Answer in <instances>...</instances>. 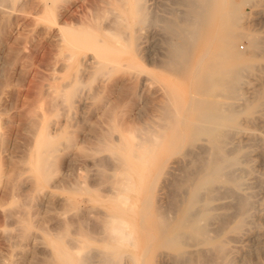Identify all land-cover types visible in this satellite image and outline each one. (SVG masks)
Here are the masks:
<instances>
[{"label": "bare ground", "instance_id": "6f19581e", "mask_svg": "<svg viewBox=\"0 0 264 264\" xmlns=\"http://www.w3.org/2000/svg\"><path fill=\"white\" fill-rule=\"evenodd\" d=\"M100 2V12L97 9L87 26L85 22L81 27L57 23L66 48L62 57L72 72L70 79L57 85L52 110L69 115L75 102L85 100L83 89L87 87L91 96L98 94L92 80L117 66L134 68L130 77L142 88L153 79L144 74L146 63L173 79L158 87L156 101L149 105L144 100L152 115L127 130L129 135L123 129L112 135L102 132L104 128L93 135L99 149L110 153L90 160L96 159L95 182L107 186L94 199L101 204L91 207L98 208L91 212L93 216L89 209V213L64 218L66 228L71 227L64 231L67 239L60 240L61 230L55 228L51 234L56 237L58 232L62 244L52 246L53 255L48 251L46 257L51 264H250L249 256L240 260L235 254L250 246L253 263L264 264V228L256 219L261 214L256 215L258 190L264 187V128L259 126L264 122V35L245 26L240 11L241 3L264 0H164L158 11L150 0ZM148 27L159 29L162 52L155 60L145 47L143 30ZM241 38L248 42L244 51L237 47ZM99 45H108V51L88 53ZM117 52L126 53L127 58L122 62ZM108 103L100 108L111 119L112 104ZM51 120L43 114L40 126L35 128L38 121L34 126L38 130L34 132L29 124L30 131L28 126L34 134L28 155L32 175L27 182L34 192H45V185L55 187L56 154L61 145L72 144L70 135L63 141L59 137L66 122L55 127ZM257 162L262 170H257ZM82 187L95 197L93 186ZM50 205L46 207L51 209ZM23 207L22 221L27 218ZM259 217L264 220V213Z\"/></svg>", "mask_w": 264, "mask_h": 264}, {"label": "rangeland", "instance_id": "374dc122", "mask_svg": "<svg viewBox=\"0 0 264 264\" xmlns=\"http://www.w3.org/2000/svg\"><path fill=\"white\" fill-rule=\"evenodd\" d=\"M17 1L6 0L4 1L5 3L0 1V264H51V260L47 258L48 255L46 257L47 252L49 251L48 253L51 254V257L55 251V248L52 246H60V244H62L60 240L64 242L67 239L65 236L66 232L64 231L69 229L70 226L66 228V225L63 224L64 221L66 222L64 218L68 220V218L73 217L72 215L74 214L81 211L89 213L90 210V214L93 216L94 213L91 212H97L98 209L94 207L101 204V202L94 199H97L99 197L98 195L102 194L107 188V186L102 184H98V187L92 169L95 170L96 168L93 163L98 159L97 157L100 158V156L103 155L108 156L110 153L107 150L99 149L95 143L96 140L94 136H96L97 132H101L103 128L102 132L107 131L109 134L113 133L114 135H118L121 131L126 130L124 133L129 135L127 130H134L135 127L141 125L143 121H146L148 117L152 115V110H148L149 108L146 109L144 102L146 101L150 105L152 101H156L159 98L158 92H156L158 87L168 83L169 80L173 78L160 67H155L145 62L146 65L143 66V68L146 69L144 70V74L146 78L148 77L149 79L152 77L154 80H146L147 82L145 81L146 84L142 88L140 83L138 84V81L132 80L130 77V73L135 71L134 68L117 66L111 70L109 74L100 75L102 78L98 77L99 79L96 78L92 80L91 85L92 87L98 88V94L91 96V94H88L90 91H88L87 87L83 89L86 98H83L84 96H82V98L85 100L81 101L82 99H80L77 103L75 102L71 109L72 112H68L69 115L65 116L66 112L61 109H59L58 112L52 110L51 106H53V101L55 97H57V85L61 81H66L67 78L70 79L72 72V70L65 65V58L62 57L66 53V48L65 45H63L65 43L62 44L63 39L58 30L57 23L61 24L68 22L74 24V26L81 27L85 22L87 26V24L93 22L94 15L98 11L97 9H99L97 13L100 12L102 3L100 0ZM160 1L164 0H150V2L153 3L151 6L160 4ZM247 3L248 2L241 3L240 5V11L243 15L241 19V21H243L242 23L245 26L253 27L264 35V2ZM257 3H259V5ZM250 4L254 5L252 6ZM155 7L158 11L159 9H157V7H159V5ZM92 11L94 12L93 14ZM63 32H66V29H63ZM143 33L145 34L146 40L145 47L147 46L150 48L152 57L155 60L162 52L159 41V29L148 27L143 30ZM247 44L246 38H241L237 42V47L240 51H244L246 50ZM108 48V45H99L94 47V50L89 49L87 51L89 54L101 55L105 54ZM125 54L117 52L116 56L121 57L120 59L123 62L124 58H127V54ZM145 67H148V69ZM141 68L139 69L142 70ZM84 79L86 80L89 78L84 77ZM147 86L149 88H147ZM114 88H117V90ZM124 88L130 90L126 91ZM118 91L119 93H117ZM51 102H53L52 105H50ZM105 102H109L108 104L110 106L112 104L111 119L106 118V115L102 114V109L100 107ZM42 110L43 112L46 110L48 113H43ZM35 112L39 114H35ZM142 113L145 114V117ZM43 114L46 119H52V122L55 121L53 122L55 127L61 124L63 125V123L66 122L64 123L66 124L65 127L63 126V128L60 129L59 137L60 140L63 141L65 136L70 135L69 138L72 144H65L63 147H61V145L60 150L56 154L58 157H56L57 159L55 160L56 168L52 176V179L55 181V187L50 188L51 186H47L46 188L45 185L44 189L47 190L39 193L29 189L30 185H28V183L30 182H27V180H30L29 177L32 175V169L28 166V155L33 142L32 134L38 130L36 129L34 131L35 128L40 126ZM139 116L140 119L138 118ZM32 117L37 119L39 123L37 124V121L33 120L34 118ZM4 119L7 121H3ZM29 124H33L31 127H33L34 132L32 131V133L28 132L30 127ZM259 126L263 129L264 122H261ZM50 129L54 130L53 126ZM93 130L95 131L93 132ZM29 136L32 138H29ZM31 139L32 141H29ZM95 147L98 149L95 150ZM25 154H27L26 158ZM95 157V161H90ZM88 161L90 162V166L87 165L89 163ZM259 162L261 163V161ZM259 162L257 163L260 167L256 164L258 167H256L257 170L262 168ZM26 166L29 168L27 169ZM24 175L28 176L25 177ZM79 185L80 189L84 188L82 185L86 186L85 188L93 186L92 188L96 190L94 192V195L96 194L95 197L93 194L91 196L86 194L83 192V189L82 191L80 189L77 190ZM76 187L78 188L75 191L74 189ZM20 188H22L23 191H21L22 189ZM22 194L24 195L22 196ZM35 194L36 197L34 196ZM262 194L264 195L263 186L259 188L257 195V199L258 196H261V198L258 199L259 202L257 201V207H260V209L257 211L256 215H259V212H261L259 216L264 213V209H262L264 196ZM69 198H72V201ZM24 201L26 204L28 202V204L25 205ZM49 203L52 204L50 205ZM23 204L24 207L26 206L25 209L27 211L26 213L24 212L27 216L25 219L26 222L25 220H21L24 218H21L23 215L22 212L25 211L22 209ZM42 204L44 205L42 206ZM47 205H50L49 208L51 209H48ZM17 206L19 208H17ZM92 206H94L93 210L91 208ZM13 209H15L18 214L14 212L15 210L13 211ZM17 209H22L23 211H18ZM5 212L9 214L7 215ZM10 212L13 214L16 213V215L13 217ZM29 212L35 213L30 214ZM71 213L72 215H70ZM4 214L7 216H4ZM259 216H256V219L258 218L261 223L260 226L264 228V220H260ZM30 217L32 218L30 219ZM10 218L12 220H10ZM13 219L16 220L14 221ZM58 219L62 221L59 220L58 222ZM54 220L56 221L54 222ZM17 221L19 222L16 223ZM53 222L56 224L55 226H59V230L54 226ZM63 226H65V230H63ZM257 227L253 230L257 229ZM54 229L58 232L61 230L60 235H62V239L60 236V240L58 239V232L56 237L53 236L56 233ZM62 231L64 232L63 234ZM51 233H53V235ZM90 242L92 245L96 243L94 240ZM245 252H247V254ZM235 254H238L236 257L240 260H242L241 257L247 255V257L249 256L250 264L255 263L250 246L246 249H238ZM238 258L235 262H238ZM40 261L42 263H40Z\"/></svg>", "mask_w": 264, "mask_h": 264}]
</instances>
